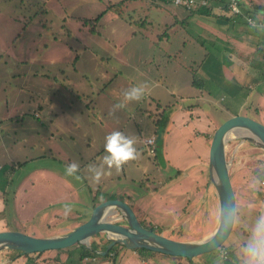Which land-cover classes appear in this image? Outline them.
Here are the masks:
<instances>
[{
	"label": "rangeland",
	"instance_id": "rangeland-1",
	"mask_svg": "<svg viewBox=\"0 0 264 264\" xmlns=\"http://www.w3.org/2000/svg\"><path fill=\"white\" fill-rule=\"evenodd\" d=\"M118 1L121 0H0V121L4 125L2 117L5 103L8 104L7 108L16 103L14 109L22 112L21 118L25 119L23 123L15 120L9 123L8 139L0 140V166L12 168L16 162L23 165L28 158L26 168L20 171L10 169L13 179L27 176L32 180L36 176L35 171L37 175L48 176L56 181L62 179L65 185L68 182L70 198L75 201L71 202L72 212L62 218L70 221L65 224L68 226H74L83 219V215L90 210L96 193L98 200L102 201L146 197L148 191L160 185L159 180L174 176L177 170L184 173L180 180H183L181 189L186 193L176 201L187 206V201L192 200L188 199L190 194L187 191L193 189L196 183L200 187L203 185L197 165L207 159V144L210 143L214 128L233 116L231 114H242V110L239 111L241 105L246 110V115L249 114L252 118L253 112L250 114L249 109L259 108L252 95L244 103L247 91L245 86L228 88L232 81L231 75L229 76L231 71L228 70L229 66L219 61L224 44L219 45V50L213 51L208 47L210 44L205 45L207 42L204 43L206 40L202 37V31L196 34L187 31L190 28L185 21L192 23L190 17L176 21L165 16L168 12L182 9L173 4L172 0L161 3L166 12H149L151 0L125 1L124 19L106 12L96 22L95 33H90L91 26L83 25L82 20L94 19L105 10L108 3ZM255 1L264 5V0ZM241 3L244 4L245 0H241ZM146 17L147 24L133 23L134 20H145ZM181 28L186 33L185 46L180 38L183 36ZM169 34L170 49L163 41ZM259 36L264 41V33ZM161 52H168V58L173 63L166 61ZM254 58L256 61L252 67L256 70L250 68L249 71L251 77L257 78L264 70V60L257 59L256 56ZM201 59L203 63L214 62L210 65L216 69L213 77L205 78L196 70L202 64H199ZM36 73L39 75L37 78ZM43 74L47 77H43ZM185 74L189 80L192 79L193 84L200 86L187 87L183 76ZM50 75H56L54 81L57 90L54 93L49 92L51 84L47 78ZM154 80L159 82V86H153ZM164 81L173 83L172 92H166L168 88H162ZM139 84H147L148 89L153 90L147 89L141 100L128 102L125 107L114 110V106L123 101L124 91ZM33 91L40 94L42 99L47 98V94L50 98H55L56 120H46L41 124L43 118L36 109L41 99ZM177 105L183 109L178 110ZM59 107H62V113H59ZM34 114H38L40 119L34 117ZM113 131L135 137L134 146L139 157L126 163L118 173L115 168L109 170L105 165V172L110 171L111 174L103 176L97 183L87 171V166L99 167L102 164L106 155L105 138ZM204 131L211 135L209 143L207 138L203 139ZM150 136L155 139L154 155H149L142 143ZM34 157H37L39 164L30 160ZM226 158L229 160V174L233 178L234 193L239 204L236 203L232 233L219 249V255L221 251L233 253L230 259L243 263V249L251 238L258 218L264 214V191L258 193V199H254L252 189H240L243 182L237 174L246 170V174L250 176L253 173L260 183L264 181V153L254 144L231 136L226 145ZM73 162L79 165L76 173L79 180L66 174L67 165ZM160 172L163 176L159 175ZM202 197L203 195L199 197V202ZM27 202L30 201L26 198L25 204ZM17 203L10 194L5 206L9 229L17 228L25 232L33 230L35 234H41L46 227L43 222L51 211H43L40 225L29 229L21 227L15 221ZM155 203L159 210L161 202ZM42 204L43 202H36L26 207L29 212L38 211ZM60 207L63 206L57 205V209ZM137 216L139 217L138 214ZM206 216L207 214H203V217ZM151 218V225L142 221L143 225L160 233L168 228L174 217L156 214ZM33 219L34 224L40 221L35 217ZM215 225L216 217L212 212V223L210 222L207 233ZM60 226L64 224L50 229L56 230ZM199 230L198 234L182 230V234L170 232L168 236L182 241L198 240L207 234L201 236L204 231L200 224ZM97 241L101 248L105 245V241L99 237L93 238L89 243L99 248ZM121 247L119 245L109 257L103 258L111 260ZM94 251L101 253L100 250ZM139 253L141 254L140 251ZM210 255L211 253L199 257V261L206 264L205 256Z\"/></svg>",
	"mask_w": 264,
	"mask_h": 264
},
{
	"label": "crops",
	"instance_id": "crops-1",
	"mask_svg": "<svg viewBox=\"0 0 264 264\" xmlns=\"http://www.w3.org/2000/svg\"><path fill=\"white\" fill-rule=\"evenodd\" d=\"M249 2H252L255 5H262L259 1L245 0L244 4L241 3L244 6V8L242 9V16L240 17L233 16L230 10L228 9L224 10L219 5L211 7V4L210 5L208 4L210 6L208 8H211L212 12L208 10L205 13L200 10V12L190 14L185 10L179 8L177 11L166 13L165 16L167 17L169 16L170 18H173V20L176 21H180L187 16L190 17L193 20L192 23L185 21V23L189 24V28H190L187 29V31L190 32L191 34H196L197 32L202 31L203 33L202 37L204 40H206L204 41V43L207 42L205 45L210 44L208 47L213 51L219 50V45L224 44V48L221 49V52L223 53L222 56L219 58V61L229 66L228 70L231 71L232 73V74L229 73V76L231 75L230 78L232 81L229 83L230 85L228 88L231 87L242 88V86H245L247 91H245L244 94V103L246 102L247 99L249 100L250 96L252 95L253 100H256L255 105H258L259 107L258 109L255 108L256 110L251 108L249 109L248 112L252 114V112L255 113L256 111L255 115L254 114L252 115L255 117L257 116L258 117L257 119L263 122L264 121V70H262L260 75L262 76V78H260V76H257V78L256 76L251 77L249 70L250 68L256 70L255 67H252L253 65H255V61H256L254 60L255 59L254 56H256L257 59L264 60V49L261 50V45L264 41L259 36L262 33H264V11H260L259 9L254 8V6H248ZM148 9L149 12H153V11L166 12V10L163 9L162 6L159 9H156L155 7H149ZM258 13H261L262 15H257ZM249 18L250 20L252 19L251 21H254L256 23L255 27H252V25L248 23L247 19ZM184 20L187 19L185 18ZM151 22L153 23L152 20ZM216 27H218L221 30H218ZM174 29H175L174 31L177 32L176 27H174ZM180 31H182V28L180 29ZM182 34L184 37L181 36L180 38L182 40L183 46H185L186 33L184 34L182 31ZM168 36H166V38L163 39L167 48H169L168 46L171 45L170 34ZM196 41L200 42L199 39H197ZM161 54L166 57L167 59L166 61L172 62L168 58V52L166 53L161 52ZM212 59L215 62H217L214 58ZM200 63L202 64L198 67V69H196L199 72V74L205 78L213 77V73L216 71V69H214L210 65H213L214 62L212 61L211 63L209 62L203 63L201 59L199 64ZM221 63L220 65H222ZM179 75L182 76V74ZM232 75H233V79H232ZM38 76L39 75L36 73L35 78H37ZM42 76L47 77V75L44 74ZM183 76L185 77V83L187 87L188 86L195 87V85H193L192 79L189 80L188 77H186V74ZM47 79L49 80V84H51L49 92L54 93L57 90L55 86L56 83L54 81L56 80V75H50L48 76ZM219 79L223 80L224 78H219ZM247 85L252 88L250 89ZM153 86L154 87L159 86V82L154 80ZM171 87H173V83L169 81H164L162 83V88H168V90H165L166 92H172ZM152 90L153 89H148V91H152ZM34 93L35 95L38 94L36 92ZM47 95H48L47 98L42 99L40 94H38V96L41 99L40 101L41 103L37 104L36 109L39 110L41 115L40 117L43 118L42 119L43 121L41 122L42 125L43 122H45L46 120L52 122L54 121V119L56 120L57 118L56 116L57 113L54 110L56 107L55 98L54 97L50 98L49 94ZM7 105H8L7 103L4 104L5 109L2 117V119H4L3 120L4 125L2 121H0L1 141L2 140L5 141V139H8V130L10 128L9 123H11L13 120L23 123L25 120L21 118L22 112H19L18 110L14 109L16 103L14 106H10L9 108H7ZM176 107L178 110L183 109L179 105H177ZM240 107L241 109L239 108L240 109L239 111L242 110V114L246 115L247 113L246 110H243V105H241ZM13 112H15L14 115ZM59 113H62V107H59ZM236 113H233L231 115H236ZM33 116L39 118L38 114H34ZM214 129H216V127ZM208 133H209L208 131L202 132V134L205 135L203 139L207 138V141L209 143V137H211V135ZM50 137H53V134H50ZM6 145L7 144L5 143V146ZM8 146H10V148L13 149L12 145L9 144ZM36 158L37 157L30 158V160H32V162H35ZM207 159L205 162H201L199 165H197V170H199V175L202 179L203 185L200 187V184L196 183L193 186V189L187 191V193L190 194V197L188 199H192L191 201L190 200L187 201V206L186 204L180 205L177 202L178 199L182 198V195L186 193L183 192V190L181 189L183 180H180V178L184 174L181 170L175 171L174 176L173 175L168 176L165 179L159 180L158 183H160V185L157 188H154L152 191H148L147 192L148 195L146 197L140 196V198L133 200L134 208L136 209V212H138L142 220L146 222V224L148 223L149 225H151L153 219L151 218V216H156V214L173 216L174 217L173 221L168 225V228H165L164 230L160 231V233H162L164 236L168 238H170L168 236L170 232L171 233L176 232L182 234L181 233L182 230L188 231L189 233L192 234H198V232L200 231L199 224L201 225V229L204 231L201 233V236L205 235L208 232L209 229L208 226L210 225V222L212 223V212L216 217V203L215 200L213 199V186L208 181V172L206 167ZM26 161H28V158H26ZM26 161L23 162V165H21V163L19 164L18 162L13 163L12 168H8L7 165L0 166V232L6 230L17 231V232L21 231V233L23 232L24 234L33 235L35 237H49V236L61 235L64 232L72 229L73 228L72 225L71 226L65 225L66 227L68 226L67 228H65V226H60L58 230L50 229V227L55 226L56 223L65 221L62 219L66 217L63 216L64 214L63 207L57 209V205H62V206H64L65 204L71 205L72 204L71 202H75L72 201V199L70 198L68 182L65 185V182H63L62 179H60V181H56L48 176H42L40 174L37 175L35 171L34 174L36 176L35 178H32V180H30L27 176L23 179L22 176H19L18 179H13V175L12 173H10L11 170L20 171L21 169L26 168V166L28 165L25 163ZM35 164H39L38 161H36ZM35 166L37 167L38 165ZM246 173L247 171H244L243 174H245L246 179L243 181V184L240 187V189H242L243 187L244 190L252 189L255 195L254 199H258V197H260L258 193H262L263 191L256 190L254 186V182L250 180V176ZM159 175L163 176L161 172L159 173ZM36 180H40V181H36ZM10 194L12 195V199L18 202L16 207L17 219L15 221H17V224L21 225V227H25V228L29 227V229L35 228V226L37 227L38 225H40V223L43 220V216H44L43 211H45L46 209H49L51 211L47 220L43 222L45 223L46 227L45 230L41 232V234L37 235L33 230H28L27 232H25L23 230H18L17 228L9 229V223L7 221L6 213H5V206L7 205V201ZM201 195H203L202 201L199 202V197ZM26 198L30 202H27L25 204ZM127 199L129 198L125 197L123 201L128 203L129 200ZM34 201H36L37 203L43 202V204L38 208V211L35 210L29 212L28 211L29 209L26 207V205L36 204V202ZM155 201L161 202L162 206H160L159 210L156 208ZM236 203L239 204L237 196H236ZM203 214H207L206 218L203 217ZM33 217H35V219L37 218L40 221H37L36 224H34ZM180 222L182 224H180ZM156 225L157 224H155V226ZM97 244L99 245V248H97V245H95L94 249L98 251L100 250L99 252H101L102 248L100 247V243L98 241ZM117 253L118 254L115 256V262H112L107 258H103V256H99L97 254L84 256L81 259L80 246H74L64 251H47L46 253L41 255V258H39L40 259L39 263L40 264H195L192 261H186L184 259L169 257L163 254L153 253V252L140 254L132 250L129 251L124 248H119L117 249ZM36 258L37 257H34L33 260L36 261ZM131 259H134L135 261H131ZM43 260L46 261L44 262ZM49 260L52 261L49 262ZM205 260L207 261L206 264H211V262L212 264H218V262L216 263V260H211L210 258H206ZM25 262L26 259L23 258L19 259L18 257L17 260H10L7 264H25ZM236 263L243 264L242 262L241 263L236 262Z\"/></svg>",
	"mask_w": 264,
	"mask_h": 264
},
{
	"label": "water",
	"instance_id": "water-1",
	"mask_svg": "<svg viewBox=\"0 0 264 264\" xmlns=\"http://www.w3.org/2000/svg\"><path fill=\"white\" fill-rule=\"evenodd\" d=\"M231 136L254 144L264 153V125L249 115H233L214 130L206 167L216 203V225L204 237L182 241L153 232L139 222L125 201L114 198L97 203L89 210L84 221L61 235L35 237L17 231H2L0 252L9 250L21 256L74 246L91 250L89 242L99 237L105 241V245L101 253H94L100 256L105 255L113 246L120 245L127 250L141 249L203 264L199 257L220 249L230 237L234 226L236 197L230 180L229 160L226 158V145Z\"/></svg>",
	"mask_w": 264,
	"mask_h": 264
},
{
	"label": "clouds",
	"instance_id": "clouds-1",
	"mask_svg": "<svg viewBox=\"0 0 264 264\" xmlns=\"http://www.w3.org/2000/svg\"><path fill=\"white\" fill-rule=\"evenodd\" d=\"M179 2V0H178ZM257 15H262L258 13ZM252 27L256 26L254 21H250ZM148 89L147 84H139L130 87L123 93V101L114 106V110L125 107L126 103L132 101H139L143 98ZM106 143L104 150L106 155L103 157L102 164L97 167L95 165H88L87 171L92 174V179L99 182L105 175H110L111 172H105V165L109 170L115 168L117 173L129 161L135 160L139 157V153L135 148L136 138L126 136L120 131H113L105 138ZM79 171V165L75 162L67 165L66 174L73 176L79 180L80 177L76 175ZM64 215L67 216L72 212V206L65 204L63 206ZM244 262L243 264H264V214H262L253 229L251 238L243 249Z\"/></svg>",
	"mask_w": 264,
	"mask_h": 264
},
{
	"label": "trees",
	"instance_id": "trees-1",
	"mask_svg": "<svg viewBox=\"0 0 264 264\" xmlns=\"http://www.w3.org/2000/svg\"><path fill=\"white\" fill-rule=\"evenodd\" d=\"M125 1H132V0H121V1H118V2H114V3H108V5L106 6L105 10L103 12H101L99 15H97V17H95L94 19L92 20H88V19H84L82 20L83 22V25H90L91 28H90V33H95V24L96 22L100 21V19L102 18V16L106 13V12H111L115 15H117L120 19H124V3ZM152 3V7H155L156 9H159L161 7V3L163 2H167V0H151ZM159 1V2H157ZM206 1V4L205 5H201L200 2L201 0H195V5H193L192 7H185V6H180L182 7L183 10H185L186 12L188 13H197V12H200V10L202 12H205L208 11V7H210L209 5L211 4V7L213 6H217L219 5L220 7H222L224 10H230V4L232 2V0H205ZM238 1V8H239V14H234L233 16H237V17H240L242 16V9L244 8V6L241 4L240 0H237ZM209 4V5H208ZM248 6H254V8H257L259 9L260 11H264V5H255L254 3L252 2H249ZM151 7V6H150ZM211 11V10H210ZM185 19V18H184ZM250 19V18H249ZM144 20V19H143ZM140 20V21H136L134 20L133 23H140L141 24H147L146 20L147 18H145V20ZM183 20V19H182ZM252 20V19H251ZM149 22V21H148ZM151 22H149L150 24ZM93 28V29H92ZM163 36H165L163 34ZM264 42L262 43L261 45V50L264 49ZM74 64V63H73ZM194 78V76H193ZM196 78V77H195ZM193 85H195V87H198L200 86V84H197V83H194ZM98 202V197H97V193L95 195V197H93V203L92 204H97ZM88 214H89V211H88ZM88 216V215H86ZM87 218V217H86ZM85 218H83L82 220H84ZM80 220V221H82ZM147 228H149L151 231L155 232L151 227L149 226H145ZM119 246V245H118ZM118 246H113L111 249L108 250V252L106 253L105 256L103 257H109V254L114 251V249L118 248ZM92 249L91 250H88V249H85L83 246H80V249H81V254H80V258L82 259L84 256H89V255H96L94 254V246H91ZM121 247V246H120ZM123 248V247H121ZM221 249V248H220ZM135 252L139 253V251L141 253H143L145 250H141V249H136L134 250ZM147 251H145L144 253H146ZM117 251L115 252L114 256L111 257V260L112 262H115V256L117 255ZM233 255V253H227V256L228 258L225 259L224 261L222 260V258L220 257L219 255V249L212 252L210 256H205L206 258H210L211 260H216V263L218 262V264H237L236 261H234L233 259V263H232V259H230V257Z\"/></svg>",
	"mask_w": 264,
	"mask_h": 264
},
{
	"label": "flooded vegetation",
	"instance_id": "flooded-vegetation-1",
	"mask_svg": "<svg viewBox=\"0 0 264 264\" xmlns=\"http://www.w3.org/2000/svg\"><path fill=\"white\" fill-rule=\"evenodd\" d=\"M255 113H256V111H255ZM255 113L253 112L254 115H255ZM257 118H258L257 116H256V117L254 116L253 119H254L255 121H257V122H259V123H261V124L264 125V121L261 122V121H260L259 119H257ZM244 171H246V170L239 171L238 174H237V175L240 176L242 182L244 181V179H246L245 174H243ZM230 176H231V175H230ZM230 180H231L232 188H233V191H234V187H233V178H230ZM250 180L254 182V186H255L256 190H258V191H264V185H261L260 182L256 180V177H254L253 173L250 175ZM242 184H243V183H242ZM127 200H129V199H127ZM98 201L101 202L102 200H98ZM131 201H133V200H129V202H128L127 204H128L129 207L133 210V212L135 213V215H136L137 219L139 220V222H140L141 224H143V223H142L143 220H142V218L140 217V215L138 214V212H135V211H134V209H135V208H134V205H133L134 202H131ZM99 202H97V203H99ZM95 205H96V204H95ZM95 205L92 204V205H91V208L94 207ZM91 208H90V209H91ZM137 214L139 215V217L137 216ZM86 215H88V212H87L86 214L83 215V218H86V217H87ZM80 218H81V217H80ZM81 219H82V218H81ZM82 221H83V220H82ZM82 221H81V222H82ZM67 222H70V221H69V220H65V221H63V222H58V223H56V225L64 224V226H65V224H66ZM77 222H79V221H77ZM81 222H80V223H81ZM80 223H77L76 225H78V224H80ZM119 223H122V221L119 222ZM76 225H75V226H76ZM67 227H68V226H67ZM67 227L65 226V228H67ZM73 227H74V226H73ZM56 230H58V229H56ZM64 233H66V232H64ZM70 248H71V247H70ZM70 248H67V249H70ZM67 249L58 250V251H64V250H67ZM44 253H46V252H42V253L38 254V256H37V254H29V255H21V256H19L17 252H13V251H9V250H4V251L0 252V264H7L10 260H17L18 257H19V259H21V258L26 259L25 264H29V263H30V264H40V263H39V261H40L39 258H41V255L44 254ZM34 257H37V258H36V261L33 260ZM201 257H202V256H201ZM43 261L45 262L46 260H43ZM50 261H52V260H49V262H50ZM65 263H66V262H65Z\"/></svg>",
	"mask_w": 264,
	"mask_h": 264
},
{
	"label": "built area",
	"instance_id": "built-area-1",
	"mask_svg": "<svg viewBox=\"0 0 264 264\" xmlns=\"http://www.w3.org/2000/svg\"><path fill=\"white\" fill-rule=\"evenodd\" d=\"M173 4H176L178 6H185L187 8L192 7L193 5H195V0H172ZM201 5H205L206 2L204 0H201L200 2ZM230 12L234 15V14H239V8H238V1L237 0H232L231 4H230ZM248 23H250V19H247ZM142 143L144 144V146L146 147V151L149 155H154L156 149H155V139L154 136L152 137H148L146 139H144L142 141ZM261 185H264V181H262L260 183ZM220 257L222 258V260L224 261L225 259L228 258L227 256V252L226 251H221L220 252Z\"/></svg>",
	"mask_w": 264,
	"mask_h": 264
}]
</instances>
